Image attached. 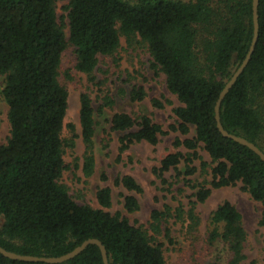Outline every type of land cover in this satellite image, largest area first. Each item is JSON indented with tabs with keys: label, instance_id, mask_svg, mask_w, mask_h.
Listing matches in <instances>:
<instances>
[{
	"label": "trees",
	"instance_id": "16d2710c",
	"mask_svg": "<svg viewBox=\"0 0 264 264\" xmlns=\"http://www.w3.org/2000/svg\"><path fill=\"white\" fill-rule=\"evenodd\" d=\"M59 1H67L60 17ZM257 15L253 51L221 101L219 116L227 132L244 137L264 153V0H258ZM121 35L145 42L151 66L164 74L167 90L180 105L173 108L176 124L168 130L149 115L133 118L114 113L109 123L111 131L122 133L118 151L141 141L155 146L158 135L176 131L185 137L174 138L172 145L188 152H170L152 170L163 185L170 186L164 174L173 170L195 189L186 209L179 203L175 208L165 204L152 210L148 229L131 224L120 212L76 203L60 182L66 168L67 142L61 132L68 106V92L59 79L62 53L71 45L74 68L92 81L98 56L111 55ZM252 36V0H0L1 95L9 123V135L0 145V246L18 254L55 257L95 238L104 245L109 264H165L163 244L156 236L163 233L169 243L173 240L171 229L162 228L163 224L174 217L195 229L199 221L195 204L204 202L213 189L240 182L243 191L264 204V161L249 147L221 134L214 110ZM144 95L142 87L131 92L133 100ZM165 102L170 101L151 99L158 108ZM110 103L105 98L103 105ZM78 112L84 144L81 170L89 177L95 166V120L85 92L79 94ZM191 126L194 133L187 137ZM67 127L72 132L68 146L73 147L74 125ZM199 147L214 165L209 181L193 183L194 161H199L201 171L208 166ZM114 183L127 191L142 190L129 174L116 177ZM96 198L109 207V187L99 188ZM122 205L126 212L139 207L132 194L123 195ZM246 236L241 213L228 199L222 200L208 217L206 241L215 253L206 264H241ZM0 264L104 263L99 247L88 244L61 263L21 261L0 254Z\"/></svg>",
	"mask_w": 264,
	"mask_h": 264
},
{
	"label": "rangeland",
	"instance_id": "374dc122",
	"mask_svg": "<svg viewBox=\"0 0 264 264\" xmlns=\"http://www.w3.org/2000/svg\"><path fill=\"white\" fill-rule=\"evenodd\" d=\"M66 4L67 1L57 2L58 17L65 14L63 6ZM65 30L67 31V28ZM74 65L75 54L70 45L62 53L59 79L68 92V106L61 132L62 139L67 142L63 153L66 168L62 172L60 182L66 186L71 198L78 204H88L111 214L120 212L131 224L145 229H148L150 214L154 209L160 210L165 204L175 208L179 203L183 204L185 209L188 208L189 202L194 200L195 189L185 185L182 176L177 177L173 170L164 174L171 183L170 186L163 185L152 170L166 154L181 152L185 155L188 152L182 146L172 145L174 138L182 139L185 136L176 131H168L166 134L158 135L155 146L145 141L135 142L119 153L118 138L122 133L110 130L109 120L114 113L119 112L127 113L133 118L143 114L149 115L163 130H168L170 125L176 124L173 108L180 105V102L167 90L164 74L151 66V57L145 42L138 36L126 39L121 35L119 46L111 55L98 56L92 81L85 73L77 71ZM3 79L4 76L0 74V145L6 142L9 135L8 107L1 95ZM139 87H142L145 95L142 100H133L131 92L133 88ZM82 92L91 98L95 120L93 136L95 166L89 177H85L81 170L84 144L80 137L78 111L79 94ZM105 98L111 101L106 106L103 105ZM153 98L167 99L170 102H165L163 107L158 108L151 104ZM68 123L74 125L73 147L68 146V140L72 137V132L67 127ZM135 129L136 127L131 130ZM193 133L191 126L186 136L191 137ZM197 151L208 166L201 171L199 161L195 160L197 171L190 179L193 183H202L210 180V168L214 163L201 147ZM184 165V161L181 160L178 169L182 171ZM123 174L134 177L142 188L141 192L127 191L121 185L115 184V178ZM102 187H109L111 190L109 207L101 206L96 198L97 190ZM240 187L241 183L237 182L234 186L213 189L204 202L195 204V213L199 221L193 230L187 227L186 221L168 218V222L164 223L162 228L167 225L171 229L173 242L169 243L163 233L156 236L163 244L165 264H206L213 258L215 249L206 241L208 217L224 199L233 203L242 215L247 236L243 250L245 258L241 264H264V204L253 200ZM124 194L136 197L139 204L137 210L133 212L124 210L122 205Z\"/></svg>",
	"mask_w": 264,
	"mask_h": 264
},
{
	"label": "water",
	"instance_id": "95a60500",
	"mask_svg": "<svg viewBox=\"0 0 264 264\" xmlns=\"http://www.w3.org/2000/svg\"><path fill=\"white\" fill-rule=\"evenodd\" d=\"M257 3L258 0H252V19H253V36L251 43L249 45L248 51L242 60V62L239 64V66L234 70L230 78L225 82L223 88L220 90L218 98L215 102L214 110H215V120H216V125L218 130L221 132L223 136H226L228 138H231L239 143H242L243 145L249 147L252 151H254L263 161H264V153L252 142L246 140L244 137L232 134L227 132L221 122H220V116H219V111H220V105L221 101L223 100L225 94L229 90V88L232 86V84L235 82L237 77L240 75V73L243 71L244 67L246 66L250 55L253 51L256 39H257V34H258V15H257ZM88 244H96L99 247L102 261L104 264H109L108 262V257H107V252L104 247V245L95 238H88L81 242L79 245H77L75 248H73L71 251L62 254L60 256H31V255H23V254H18L12 251H8L4 249L3 247L0 246V254H2L5 257L11 258V259H16V260H21V261H33V262H46V263H61L63 261H66L73 256L77 255L79 252H81Z\"/></svg>",
	"mask_w": 264,
	"mask_h": 264
}]
</instances>
